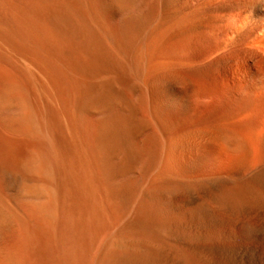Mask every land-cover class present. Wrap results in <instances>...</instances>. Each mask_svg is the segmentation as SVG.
Segmentation results:
<instances>
[{
    "label": "bare ground",
    "instance_id": "obj_1",
    "mask_svg": "<svg viewBox=\"0 0 264 264\" xmlns=\"http://www.w3.org/2000/svg\"><path fill=\"white\" fill-rule=\"evenodd\" d=\"M262 139L264 0H0V264H264Z\"/></svg>",
    "mask_w": 264,
    "mask_h": 264
},
{
    "label": "rangeland",
    "instance_id": "obj_2",
    "mask_svg": "<svg viewBox=\"0 0 264 264\" xmlns=\"http://www.w3.org/2000/svg\"><path fill=\"white\" fill-rule=\"evenodd\" d=\"M261 142H262V144H264L263 139L261 140ZM258 146H259L258 148H261V150H259V151L262 153V150H263V152H264V146L263 145L261 146L260 144ZM247 150H248V152H246ZM251 152H252V149L248 145L247 148H245L243 151H240L239 153L238 152H232V151L227 152L226 155L224 156L223 160L217 159L219 161H216V160H214V158H211V160L209 158H206L205 160L203 159L201 161H198V163L200 162L198 164V166H199V168H204L207 166H209L210 168L213 166L215 168L221 167L219 169L220 171L226 172V173H231L234 170H236L240 165H242L243 163H245L247 161L248 157H250L249 154H251ZM243 154H245V155H243ZM164 156H165V153L161 158L160 165L169 166L171 164V160L166 159ZM194 157L195 156H193L192 158H194ZM158 169L159 168H157L156 170H158Z\"/></svg>",
    "mask_w": 264,
    "mask_h": 264
}]
</instances>
